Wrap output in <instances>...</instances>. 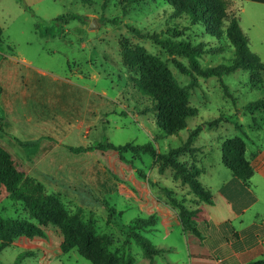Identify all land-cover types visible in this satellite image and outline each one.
I'll return each mask as SVG.
<instances>
[{"label": "rangeland", "instance_id": "obj_1", "mask_svg": "<svg viewBox=\"0 0 264 264\" xmlns=\"http://www.w3.org/2000/svg\"><path fill=\"white\" fill-rule=\"evenodd\" d=\"M22 1L0 0V243L7 245L0 250V264H92L77 248L62 252L66 215L93 225L97 237L112 240L110 251L121 249L134 264L187 260V244L197 238L184 229L164 189L173 190L187 207L202 202L170 166L147 153H74L69 147L151 142L158 153H167L201 128L191 146L195 151H184L178 160L201 168L199 180L215 189L223 177L219 168L227 169L223 149L231 141H239L252 169L264 167L258 157L264 153V110L247 108L264 98V71L237 70L221 78L184 74L175 60L189 67L188 59L170 53L153 35L202 45L204 68L234 57L224 29L211 26L208 17L194 24L181 10L191 6L188 0H142L129 6L123 0ZM229 3L228 18L239 20L250 51L264 61V4ZM60 15H68V22L53 25ZM47 29L49 34L42 35ZM162 92L182 97L191 114L182 129L174 130L180 122L160 111L156 98ZM165 116L168 130L162 126ZM219 117L221 122L211 125ZM25 142H36L37 152L25 150ZM8 167L23 175L18 199L4 184ZM48 196L65 213H53L44 203ZM164 206L176 218L165 220ZM110 207L116 223L107 222ZM138 218H152L153 224L139 232L165 250L152 263L134 239L126 244V226ZM8 219L27 220L44 234L7 231L2 221ZM76 240L84 241L83 231ZM92 248L101 258L97 241Z\"/></svg>", "mask_w": 264, "mask_h": 264}, {"label": "trees", "instance_id": "obj_2", "mask_svg": "<svg viewBox=\"0 0 264 264\" xmlns=\"http://www.w3.org/2000/svg\"><path fill=\"white\" fill-rule=\"evenodd\" d=\"M142 0H123L125 5L129 6L134 3H138ZM257 3L264 4V0H251ZM23 3V1L21 0ZM191 4L186 9H181L189 13L190 18L194 24L198 22H206L205 17H208L210 25L215 26L218 29L224 31L226 38L234 48V57L227 62L218 64L216 66L202 67L200 64V58L207 51L202 45H192L184 42H174L170 39H161L157 35H153L152 38L157 43L161 44L172 54H179L188 59L189 67L185 66L179 61L175 60L176 66L186 75L194 77L197 74L203 78L218 77L221 78L224 75H229L237 70L253 71L259 74L264 71V61L254 53H252L248 47V40L244 35V32L240 26L239 20L236 17L228 18V9L230 6L229 0H188ZM30 9L29 7H27ZM31 10V9H30ZM70 19H78V15H70ZM68 15H60L52 20L53 25H57L59 22L67 23ZM117 23V20L113 21ZM227 22V24H226ZM39 29V26H38ZM42 35H48L49 30L41 31ZM3 29L0 26V44L2 42ZM210 51V50H209ZM1 57V55H0ZM2 88L0 86V93ZM158 107L161 112L167 113V115L174 117L175 120L179 121L180 124L174 130L182 129L185 125L186 118L191 116L190 112L184 107L183 99L181 96L171 94L168 92L160 93L157 98ZM248 109H263L264 110V98H260L256 101L248 104ZM222 117H219L212 121L211 125H218L221 122ZM3 119L0 117V129L2 128ZM162 126L168 130L167 124L169 123L168 117L165 116ZM2 130V129H1ZM201 128H197L191 132L187 141L179 147L170 149L167 153H158L151 142L144 145L133 144L131 142L123 145H115L111 142H103L96 146L89 147H72L69 149L74 153H83L90 150H115L120 154L127 151L134 153H147L152 156L156 162L170 166L175 176L181 178L182 182L187 184L191 190L197 195L202 204L213 203V193L209 187L203 184L199 177L203 174V170L196 165L188 167L187 164L182 163L178 160L180 154L184 151H195L192 146L195 138L199 135ZM25 150L35 154L37 152L36 142H25L22 143ZM228 148L223 149L222 163L238 178L242 179L247 183L254 174V169L249 163L243 159L242 146L238 140L231 141ZM33 147V148H32ZM5 156L3 162L5 165ZM8 166V165H7ZM9 177L8 180H4V184L8 191L12 194L14 199H18V186L23 180L22 173L8 167L5 171ZM143 175V173H141ZM144 176V175H143ZM169 200V204L177 210L178 217L186 231L193 232L196 236L200 237L201 232L196 226L195 220L200 217L201 209L200 205L196 208L187 207L182 201H179L174 197V192L171 189H164ZM45 204H47L53 213H65L64 206L53 196L46 197ZM108 223H116L115 211L113 208L108 210ZM3 227L7 228V231H11L13 228H23L31 231L36 235H43L41 228L35 226L27 220L12 219L3 220ZM153 224L152 218L149 219H135L130 225L126 226L127 240L126 244L129 243L130 239H134L144 251V254L151 260V263L156 256L162 255L165 250L163 248H157L152 245L151 242L143 236L139 231L146 229L147 226ZM64 240L61 243V250L63 253H67L70 250L77 248L79 253L92 264H134V258L131 255L124 253L120 254L118 249L114 252L110 251L112 240L108 236L97 237L95 235V228L93 225L84 223L77 218V216L66 215L62 219ZM83 231L84 241L80 244L76 238L78 233ZM97 241L99 247V257L96 256L98 253L93 250L92 245ZM7 245L4 242L0 243V250L5 248ZM249 264H264V256L261 259L250 262Z\"/></svg>", "mask_w": 264, "mask_h": 264}, {"label": "crops", "instance_id": "obj_3", "mask_svg": "<svg viewBox=\"0 0 264 264\" xmlns=\"http://www.w3.org/2000/svg\"><path fill=\"white\" fill-rule=\"evenodd\" d=\"M258 157L264 166V153ZM219 169L223 173L219 186L206 185L213 203L200 206L201 236L187 244V260L174 264H249L264 256V167L255 168L247 183L228 168ZM161 211L165 220L176 218L166 206Z\"/></svg>", "mask_w": 264, "mask_h": 264}, {"label": "water", "instance_id": "obj_4", "mask_svg": "<svg viewBox=\"0 0 264 264\" xmlns=\"http://www.w3.org/2000/svg\"><path fill=\"white\" fill-rule=\"evenodd\" d=\"M90 27H91V28L95 27V23H93Z\"/></svg>", "mask_w": 264, "mask_h": 264}]
</instances>
